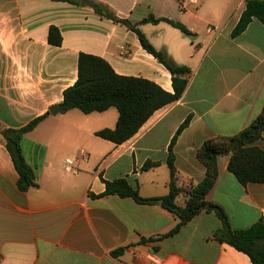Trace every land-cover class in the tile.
I'll use <instances>...</instances> for the list:
<instances>
[{"label":"crops","instance_id":"obj_1","mask_svg":"<svg viewBox=\"0 0 264 264\" xmlns=\"http://www.w3.org/2000/svg\"><path fill=\"white\" fill-rule=\"evenodd\" d=\"M77 1L0 0L4 133L62 103L64 89L77 78L80 52L101 56L118 74L147 78L173 91L170 72L141 46L136 33L97 14L90 1L133 23L153 16L184 24L191 36L166 21L143 22L139 28L157 50L188 66L191 74L178 100L156 110L125 142L107 140L97 153L59 152L65 143L114 127L115 107L49 113L20 141L37 184L27 190L17 185L1 129L0 264H252L245 253L215 237L221 221L213 211L202 210L169 234L178 218L162 203L170 179L168 145L187 117L173 145L174 166L181 183L197 184L205 176L197 158L201 144L239 133L262 111L264 24L253 18L238 35L231 34L247 0ZM51 25L60 30V45L47 40ZM255 144L264 149V131ZM229 157L218 156V177L205 199L224 210L231 227L242 229L264 221V183L241 184L228 170ZM66 159L71 171L65 170ZM147 161L159 164L142 169ZM118 178L156 202L101 195L103 179ZM119 247L123 252L113 256Z\"/></svg>","mask_w":264,"mask_h":264},{"label":"trees","instance_id":"obj_2","mask_svg":"<svg viewBox=\"0 0 264 264\" xmlns=\"http://www.w3.org/2000/svg\"><path fill=\"white\" fill-rule=\"evenodd\" d=\"M68 1L78 2L77 0ZM90 4L97 14L121 23L135 32L141 46L154 56L171 75L173 91L169 92L147 78L116 73L108 61L101 56L86 52L79 53L77 78L63 91L62 103L65 105V110L76 108L83 113H91L103 112L110 107H115L118 111L115 126L101 128L95 131V135L115 144H121L131 138L156 110L178 100L182 96L187 79L191 74V69L188 66L175 63L166 52L157 50L140 30L139 24L166 21L188 36L193 33L184 24L166 17L148 16L139 23H133L124 17L117 16L105 4L94 1H90ZM253 18L264 24V0L246 1L245 8L231 34L238 35ZM47 40L52 45L61 44L62 36L58 27L54 25L49 27ZM48 114L49 112L46 111L18 129L8 128L2 136L18 173L17 185L20 190H27L31 186L37 185L34 181L33 170L22 155L20 141L26 132L34 129ZM188 122L189 117L180 124L168 145L166 163L170 179L168 193L163 196L162 207L178 218V223L169 234L176 232L182 224L202 210L213 211L221 221V227L215 233V237L245 253L252 264H264V221L260 219L242 229L233 228L224 210L219 205L205 199L218 177L217 158L219 155H230L228 170L241 184L264 183V149L255 144L257 140L261 139L264 131V107L239 133L232 136H214L201 144L197 150V158L205 166V176L197 184L190 180L185 184L181 183L180 175L174 166L173 145L177 134ZM1 129L3 128L0 125ZM158 164V161H147L142 169H148ZM103 182L105 189L101 195L115 194L120 197H131L143 204H154L157 200L155 197L140 196L135 186L126 178L103 179ZM146 239L148 238L142 237L140 241ZM123 250L124 247H119L111 253L117 257Z\"/></svg>","mask_w":264,"mask_h":264},{"label":"rangeland","instance_id":"obj_3","mask_svg":"<svg viewBox=\"0 0 264 264\" xmlns=\"http://www.w3.org/2000/svg\"><path fill=\"white\" fill-rule=\"evenodd\" d=\"M115 108H112L113 110ZM80 115L84 116L82 112L76 110ZM93 115H97L96 113ZM103 115V114H100ZM92 117V116H90ZM107 140L97 137V136H86L82 141L70 142L69 144L65 143L59 153H81V150L86 151L87 153H97L103 150L106 147Z\"/></svg>","mask_w":264,"mask_h":264},{"label":"water","instance_id":"obj_4","mask_svg":"<svg viewBox=\"0 0 264 264\" xmlns=\"http://www.w3.org/2000/svg\"><path fill=\"white\" fill-rule=\"evenodd\" d=\"M83 3H87L88 1L87 0H83L82 1ZM65 109V105L63 103H60V104H55V105H52L49 107L48 109V112L52 115L58 113V112H61ZM1 134H4V129L1 130ZM159 203H162V199H159Z\"/></svg>","mask_w":264,"mask_h":264},{"label":"built area","instance_id":"obj_5","mask_svg":"<svg viewBox=\"0 0 264 264\" xmlns=\"http://www.w3.org/2000/svg\"><path fill=\"white\" fill-rule=\"evenodd\" d=\"M121 49H122V51H124V53L127 52V49L125 47L122 46ZM65 162H66L65 170L66 171H71L72 170V167H71V163L72 162H71V160L70 159H66Z\"/></svg>","mask_w":264,"mask_h":264}]
</instances>
